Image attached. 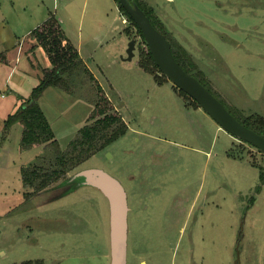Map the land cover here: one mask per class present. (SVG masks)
Segmentation results:
<instances>
[{
    "label": "rangeland",
    "instance_id": "obj_1",
    "mask_svg": "<svg viewBox=\"0 0 264 264\" xmlns=\"http://www.w3.org/2000/svg\"><path fill=\"white\" fill-rule=\"evenodd\" d=\"M142 1L228 106L264 116V0ZM51 14L84 57L91 51L95 77L74 93L49 86L39 99L60 148L85 125L97 85L128 125L71 172L98 168L123 185L127 264H264V153L138 65L145 44L115 0H0V55L8 59L0 60V264H110L107 197L87 183L65 194L53 187L59 181L38 193L24 186L21 168L47 166L52 153L22 148L20 123L3 134L8 114L49 67L30 32Z\"/></svg>",
    "mask_w": 264,
    "mask_h": 264
},
{
    "label": "trees",
    "instance_id": "obj_2",
    "mask_svg": "<svg viewBox=\"0 0 264 264\" xmlns=\"http://www.w3.org/2000/svg\"><path fill=\"white\" fill-rule=\"evenodd\" d=\"M115 1L118 4V9L136 28L145 44V50H142L138 65L144 71L152 74L158 84L170 82L156 65L141 30L121 6L119 0ZM130 1L136 3L149 17L152 24L169 40L172 53L177 62L213 93L241 123L264 136V116L258 113L242 115L237 109L228 106L213 90L209 78L189 51L167 29L155 9L142 0ZM30 34L35 40V44L41 47L46 54L49 67L42 68L40 83L32 89L28 97L21 98L15 112L8 114L4 120L3 134L6 135L13 124L20 123L22 125V148L29 149L34 145H45L52 153L48 158L47 166L32 165L21 168L24 186L32 187L33 191L38 193L49 189L50 184L59 181L53 187H64L61 194H65L75 190L82 183V178L75 177V174H71V172L91 156L103 151L111 143L123 136L128 130V125L118 111L113 109L110 99L101 92V86L97 85L99 96L95 101L91 114L87 118L85 125L78 130L76 137L68 143L66 149L62 150L55 137L52 125L40 106L39 99L49 86L57 87L66 93H74V90L79 85H83L86 79L94 81L95 77L81 58L77 48L66 36L64 29L54 14L49 15ZM127 34L129 35V33ZM0 60L4 61L5 59L0 55ZM172 86L180 96L187 97L195 108L200 107L183 90L173 84ZM19 264H45V261L43 259H29Z\"/></svg>",
    "mask_w": 264,
    "mask_h": 264
},
{
    "label": "water",
    "instance_id": "obj_3",
    "mask_svg": "<svg viewBox=\"0 0 264 264\" xmlns=\"http://www.w3.org/2000/svg\"><path fill=\"white\" fill-rule=\"evenodd\" d=\"M141 30L156 65L177 88L194 99L225 131L264 153V136L241 123L225 105L195 76L188 73L175 59L171 43L152 24L145 12L130 0H119ZM136 42L131 39L127 59L134 57ZM82 183L97 187L109 201L110 264H127L128 212L127 193L115 177L98 168H87L75 173Z\"/></svg>",
    "mask_w": 264,
    "mask_h": 264
},
{
    "label": "crops",
    "instance_id": "obj_4",
    "mask_svg": "<svg viewBox=\"0 0 264 264\" xmlns=\"http://www.w3.org/2000/svg\"><path fill=\"white\" fill-rule=\"evenodd\" d=\"M166 25V24H165ZM64 32H65V34H66V36L70 39V41L74 44V46L77 48V50L79 51V54H80V56H81V58L85 61V63L87 64V66L89 67V69H90V71L93 73V71H92V69L90 68V65H89V63L87 62V60L89 59V58H91L92 57V53H91V51L90 50H88V54H87V57H84V55H83V52H82V43H80V42H75V40L72 38V36L69 34V32L66 30V29H64ZM177 39V38H176ZM17 49L18 48H16L15 50L17 51ZM17 53V52H16ZM190 53V52H189ZM191 55H192V53H190ZM26 56V55H25ZM192 57H193V55H192ZM19 58V57H18ZM27 58V57H26ZM93 58V57H92ZM194 58V57H193ZM87 59V60H86ZM20 60H21V58H20ZM29 60H31V59H29L28 58V64H30L29 63ZM194 60H195V58H194ZM4 61H8V59H7V57H5V60ZM16 61H17V58H16ZM196 61V60H195ZM197 63V62H196ZM198 64V63H197ZM199 65V64H198ZM200 67V66H199ZM20 73V72H19ZM17 80H18V82L19 81H21V79L18 77L17 78ZM17 81H15L14 83H13V86L14 87H17Z\"/></svg>",
    "mask_w": 264,
    "mask_h": 264
},
{
    "label": "built area",
    "instance_id": "obj_5",
    "mask_svg": "<svg viewBox=\"0 0 264 264\" xmlns=\"http://www.w3.org/2000/svg\"><path fill=\"white\" fill-rule=\"evenodd\" d=\"M124 22H126V20H124ZM2 96H4V94H2Z\"/></svg>",
    "mask_w": 264,
    "mask_h": 264
}]
</instances>
